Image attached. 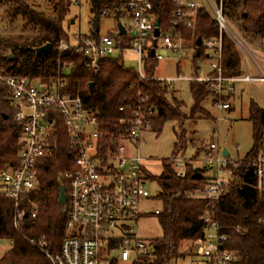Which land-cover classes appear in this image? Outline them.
Listing matches in <instances>:
<instances>
[{
    "label": "built area",
    "instance_id": "built-area-1",
    "mask_svg": "<svg viewBox=\"0 0 264 264\" xmlns=\"http://www.w3.org/2000/svg\"><path fill=\"white\" fill-rule=\"evenodd\" d=\"M227 0H176L172 12L173 23L185 29H193L199 9L206 7L219 27L218 38L203 41L206 59L199 60L193 69L201 75L186 78L180 74L176 79H152L171 88L172 81L198 82L207 86L215 95V106L221 111L232 108L236 85L239 83L264 85V67L258 55L229 24L225 13ZM75 4L79 5V1ZM129 27L117 24L119 38L99 34L92 38L78 35L73 43L61 41L59 53L73 51L83 57L84 67L97 72L100 61L110 58L134 56L137 65L133 68L141 80H146L145 64L150 58L161 62L164 57L159 48L166 49L180 67L188 55V43L181 29H171L155 37L156 17L152 14L150 0H130L126 5ZM105 10L103 16L115 15ZM123 18V19H124ZM124 27L121 35L119 25ZM226 34L236 45L243 62L244 75L226 77L223 74L222 36ZM152 50L155 56L152 57ZM194 55V50H192ZM250 61L258 73L253 77L248 67ZM199 64H206L203 72ZM71 62H64L53 83L14 76L0 68V100L20 124L19 163L0 172V199L13 202V224L19 229L28 215L35 218L38 206L29 200L39 189L41 167L55 158L58 150L57 137L65 129L70 143L69 157L72 168L64 173L67 183L66 197L68 215L66 236L60 249L52 252L44 238L31 239L50 264H118L112 257L117 252L120 259L128 261L134 256V264L149 262L152 257L151 242L141 239L137 233L138 222L149 215H158L143 210L142 205L150 200L147 183L150 182L145 158L139 147L144 133L152 131L151 117L154 108L147 105V98L140 97L137 103L127 102L119 108L118 125L109 135L101 129V121L80 94L69 91L68 77ZM228 98V100H223ZM187 160L177 155L171 159V168L179 178L187 173ZM205 167L213 175L208 184L195 191L197 199L218 200L230 184L233 164L223 151L211 142L205 150ZM256 176V189L264 193V156L261 153L251 163ZM28 202L29 211L21 208ZM240 232L239 228L234 229ZM228 234L217 224H211L205 235L187 243V249L195 253L196 264H236L237 254L227 248ZM143 258L147 261L144 262ZM149 259V260H148Z\"/></svg>",
    "mask_w": 264,
    "mask_h": 264
},
{
    "label": "trees",
    "instance_id": "trees-1",
    "mask_svg": "<svg viewBox=\"0 0 264 264\" xmlns=\"http://www.w3.org/2000/svg\"><path fill=\"white\" fill-rule=\"evenodd\" d=\"M41 1L44 9L41 4H30L27 0H0V7H4L3 18L9 29L8 35L0 37V68L10 75L51 84L63 63L71 62L69 91L85 99L87 106L99 117L101 129L106 134L109 135L117 127L121 116L119 108L131 101L136 104L140 97H146L147 105L154 108L152 131L157 135L168 121L177 122L182 127L188 119L207 116L202 106L207 99L212 98L213 104H216L217 99L207 86L192 82L190 92L193 105L187 114L185 103L175 97L171 88L152 79L160 63L154 58L145 64L148 79L141 80L133 68L125 66L123 57L101 60L99 70L94 72L84 67L81 55L71 50L59 53L58 44L61 41L68 44L73 42L65 23L76 0ZM129 1L89 0L91 32L84 35L98 38L102 18L113 17L117 26L127 16L126 5ZM150 1L152 14L159 20L161 31L165 33L171 29H181L188 46L194 50V64L206 59L203 41L219 36L218 24L209 10L205 6L199 9L194 28L185 29L173 23L172 12L176 0ZM105 10L116 13L105 17ZM232 11H239L243 29L250 41H258L257 48L264 50V0H227L225 13L230 15ZM107 34L119 38L116 27ZM199 40L201 45L197 44ZM47 43L51 45L50 52L37 55L36 49ZM221 65L226 77L244 75L241 55L226 34L222 36ZM248 120L253 129V148L243 159L241 167L229 165L235 181L229 184L218 200L193 196L195 191L203 189L209 182L210 177L206 176L207 170L204 168L188 166L184 178L176 176L170 160L164 162L159 176L148 174L144 169L148 179L160 186L156 198L162 207L159 214L154 216L158 219L162 237L151 241L152 257L149 262L143 258L146 263L142 264H176L185 257L183 244L202 238L214 223L228 234L227 248L237 254L236 264H264V193L256 189V176L251 165L259 154L264 153V108L252 101ZM20 127L0 100V172L19 163ZM176 138L173 157L184 156L186 135L180 132ZM57 140V155L41 167L39 189L29 198L38 206L36 217L28 215L21 227L16 229L13 224V202L0 199V239L12 244L11 249L0 258V264H50L29 240L44 238L50 251L57 252L66 236L68 207L59 204V196L60 186L67 187L64 173L72 168V158L68 154L70 143L63 127ZM21 206L29 211L28 202ZM235 228H239L240 232H236Z\"/></svg>",
    "mask_w": 264,
    "mask_h": 264
},
{
    "label": "rangeland",
    "instance_id": "rangeland-1",
    "mask_svg": "<svg viewBox=\"0 0 264 264\" xmlns=\"http://www.w3.org/2000/svg\"><path fill=\"white\" fill-rule=\"evenodd\" d=\"M30 4L40 5L44 9L45 5L41 0H27ZM79 5L73 4L71 12L67 16L65 28L73 41L78 35L88 34L91 32L90 21L92 19L91 6L89 0H76ZM200 2V0H191ZM4 7H0V37L8 35L6 21L3 18ZM111 16V15H109ZM226 18L231 27L240 35L245 42L262 58L261 64L264 67V50L257 48V43L250 41L247 33L243 29L242 20L239 11H232L230 15L226 14ZM71 21H73L72 24ZM122 24L129 27L128 19H122ZM116 22L113 17L102 18L100 21V33L102 35L114 30ZM17 32V31H16ZM73 43V42H72ZM159 53L164 57L156 70V77L163 79H176L180 74L186 78H192L201 75L193 69V60L190 55L186 56L180 67L175 58L170 56L169 52L160 47ZM198 63V62H197ZM124 64L128 68H134L137 65V59L128 54L124 55ZM202 73L207 72L206 64H199ZM248 67L253 77H257L258 73L252 63L248 61ZM244 69V67H243ZM190 82L187 81H172L171 91L175 97L183 101L186 105V113L189 114L190 108L193 105V98L190 92ZM224 100V99H223ZM226 101V100H225ZM255 102L259 107L264 108V85L260 82H255L252 85L248 83H239L236 85L235 95L232 102V108L228 111L219 110L214 104L213 99H207L203 104V108L208 113L204 117H196L188 119L181 127L177 122L168 121L165 123L162 132L157 135L153 131L144 133L141 141L137 145L142 157L145 158V168L148 174L159 176L164 169V162L173 158L175 154L174 146L177 143L176 134L184 132L186 142L184 147V158L187 160L188 166L196 168L205 167V150L211 142H214L222 151L226 149L229 152V160L236 165V168L243 165V159L251 151L254 145L252 124L248 120L249 107L251 102ZM264 156V153H262ZM260 155V154H259ZM231 169V168H229ZM207 170V169H206ZM232 171V170H231ZM233 172V171H232ZM206 176L211 177L213 172L206 171ZM230 183L235 181L233 173ZM147 189L150 194V200L142 205V209L155 211L161 209V203L157 200V195L160 192V186L155 181L147 183ZM137 233L139 237L147 242H151L162 237L157 217L154 215L146 216L138 222ZM12 244L8 240L0 239V258L9 251ZM182 253L185 255L177 261L176 264H196L195 253L191 247L187 249V243L182 246ZM112 257L118 261V264H134V256L128 261H123L117 252L112 254Z\"/></svg>",
    "mask_w": 264,
    "mask_h": 264
},
{
    "label": "water",
    "instance_id": "water-1",
    "mask_svg": "<svg viewBox=\"0 0 264 264\" xmlns=\"http://www.w3.org/2000/svg\"><path fill=\"white\" fill-rule=\"evenodd\" d=\"M73 23V21H71V24ZM160 22L159 20L156 22V30H155V37L158 38L160 36ZM119 30H120V33L121 35H124L125 31H124V27L120 24L119 25ZM198 45H201V40L198 41L197 43ZM50 49H51V45L49 43L41 46V47H38L36 49V54L37 55H40V54H46V53H49L50 52ZM155 56V50H152V57ZM93 87V84L91 83L90 84V88L92 89ZM223 155L225 157H228L229 156V152L224 149L223 150ZM59 204L62 205V206H66L67 204V197H66V188L64 185H61L60 186V196H59Z\"/></svg>",
    "mask_w": 264,
    "mask_h": 264
},
{
    "label": "crops",
    "instance_id": "crops-1",
    "mask_svg": "<svg viewBox=\"0 0 264 264\" xmlns=\"http://www.w3.org/2000/svg\"><path fill=\"white\" fill-rule=\"evenodd\" d=\"M188 48L190 49V50H188V55H190V57L192 58V51H191V47H190V45L188 46ZM187 55V56H188ZM261 57V56H260ZM262 58V57H261ZM263 66V65H262ZM230 155V154H229ZM229 157V156H228Z\"/></svg>",
    "mask_w": 264,
    "mask_h": 264
}]
</instances>
